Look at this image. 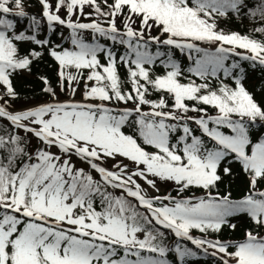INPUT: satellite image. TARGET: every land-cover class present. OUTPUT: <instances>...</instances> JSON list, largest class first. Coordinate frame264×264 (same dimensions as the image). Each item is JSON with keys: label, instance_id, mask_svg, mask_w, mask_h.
I'll return each instance as SVG.
<instances>
[{"label": "snow or ice", "instance_id": "6c2138e0", "mask_svg": "<svg viewBox=\"0 0 264 264\" xmlns=\"http://www.w3.org/2000/svg\"><path fill=\"white\" fill-rule=\"evenodd\" d=\"M201 258L264 264V0H0V264Z\"/></svg>", "mask_w": 264, "mask_h": 264}, {"label": "trees", "instance_id": "16d2710c", "mask_svg": "<svg viewBox=\"0 0 264 264\" xmlns=\"http://www.w3.org/2000/svg\"><path fill=\"white\" fill-rule=\"evenodd\" d=\"M231 27L234 30H236V29L241 30V31L247 30L245 25H240V24H234V25H231ZM260 77H261V73L258 70L256 72L250 71L249 78L247 81V85L251 90H255L256 87L261 83ZM240 194L241 193L238 189L234 190V195H240ZM243 227H244V222L242 221L241 222V228H243ZM223 238H225V239H239V238H242V232L241 231H237V232L229 231V232H226L224 234ZM199 264H211V261L210 260L206 261L203 258H201V260L199 261Z\"/></svg>", "mask_w": 264, "mask_h": 264}, {"label": "rangeland", "instance_id": "374dc122", "mask_svg": "<svg viewBox=\"0 0 264 264\" xmlns=\"http://www.w3.org/2000/svg\"><path fill=\"white\" fill-rule=\"evenodd\" d=\"M163 190V189H162Z\"/></svg>", "mask_w": 264, "mask_h": 264}]
</instances>
